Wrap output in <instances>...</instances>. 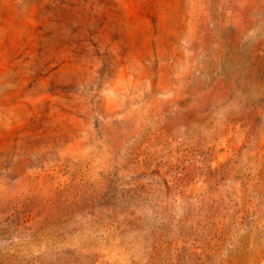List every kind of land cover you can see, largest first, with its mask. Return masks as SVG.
<instances>
[{"label":"rangeland","instance_id":"374dc122","mask_svg":"<svg viewBox=\"0 0 264 264\" xmlns=\"http://www.w3.org/2000/svg\"><path fill=\"white\" fill-rule=\"evenodd\" d=\"M0 264H264V0H0Z\"/></svg>","mask_w":264,"mask_h":264}]
</instances>
